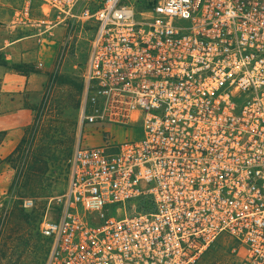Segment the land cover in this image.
<instances>
[{"label":"built area","instance_id":"built-area-1","mask_svg":"<svg viewBox=\"0 0 264 264\" xmlns=\"http://www.w3.org/2000/svg\"><path fill=\"white\" fill-rule=\"evenodd\" d=\"M90 1L15 13L93 27L80 124L103 143L73 149L43 264H219L220 244L264 264V0Z\"/></svg>","mask_w":264,"mask_h":264},{"label":"rangeland","instance_id":"rangeland-1","mask_svg":"<svg viewBox=\"0 0 264 264\" xmlns=\"http://www.w3.org/2000/svg\"><path fill=\"white\" fill-rule=\"evenodd\" d=\"M101 1L91 0L90 7L97 8ZM127 1L138 8L147 3ZM18 9V0H0L3 43L17 32L36 36L27 38L23 49L16 43L14 50L0 51V87L7 73L34 74L36 89L25 95L26 105L34 111L32 124L21 132H5L0 146V264H43L48 243L39 223L49 200L67 187L73 149L78 142L101 145L104 135L94 126L80 124L81 81L93 35L91 23L45 17L35 6L32 21L25 25L15 16ZM15 65L25 71L15 70ZM4 110L0 101V112ZM104 129L109 130L111 141L121 142L127 136L125 128ZM26 198L35 201L33 208L24 207ZM233 246L218 245L212 257L219 264H239Z\"/></svg>","mask_w":264,"mask_h":264},{"label":"crops","instance_id":"crops-1","mask_svg":"<svg viewBox=\"0 0 264 264\" xmlns=\"http://www.w3.org/2000/svg\"><path fill=\"white\" fill-rule=\"evenodd\" d=\"M26 25V24H25ZM32 25V24H31ZM22 27V26H21ZM34 35H25L22 32H17L11 37L10 42L3 43L2 36H0V51L14 50V45L17 43L23 49L27 38H33ZM9 41V40H7ZM22 65L25 62L21 60ZM11 80L13 83H11ZM36 81L34 74L26 76L23 74L7 73L2 81L0 87V101L5 108L0 112V131L7 133L21 132L33 122V109L26 105L25 95L36 87L33 83Z\"/></svg>","mask_w":264,"mask_h":264},{"label":"trees","instance_id":"trees-1","mask_svg":"<svg viewBox=\"0 0 264 264\" xmlns=\"http://www.w3.org/2000/svg\"><path fill=\"white\" fill-rule=\"evenodd\" d=\"M145 6H146V4H145ZM4 63H6V62H4ZM3 65H5V64H3ZM12 68H14L15 70L20 71V72L25 71L20 65L12 66ZM81 89H82V83H81ZM5 135H6L5 131H0V146L2 145V143L5 139Z\"/></svg>","mask_w":264,"mask_h":264}]
</instances>
